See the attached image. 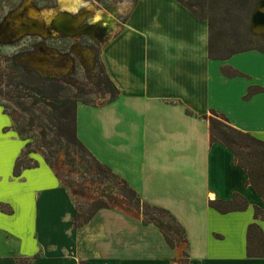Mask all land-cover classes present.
Listing matches in <instances>:
<instances>
[{
  "label": "crops",
  "instance_id": "crops-1",
  "mask_svg": "<svg viewBox=\"0 0 264 264\" xmlns=\"http://www.w3.org/2000/svg\"><path fill=\"white\" fill-rule=\"evenodd\" d=\"M118 10L124 21H115L98 54L117 92L111 98L104 90L108 98L95 104L79 101L76 133L144 201L169 209L188 245L171 247L133 209L101 208L74 227V196L41 150L29 154L37 166L14 174L28 139L0 104V264L26 257L30 264H174L184 249L191 264H264L246 253L248 225L256 221L264 232V219L254 216L264 201L209 129L215 109L264 140V91L244 98L250 85L264 86V53L210 58L207 21L177 0H134ZM223 65L246 76H226ZM234 193L245 209L212 206Z\"/></svg>",
  "mask_w": 264,
  "mask_h": 264
},
{
  "label": "trees",
  "instance_id": "trees-1",
  "mask_svg": "<svg viewBox=\"0 0 264 264\" xmlns=\"http://www.w3.org/2000/svg\"><path fill=\"white\" fill-rule=\"evenodd\" d=\"M177 1L195 16L207 21L210 58L226 60L235 53L248 50L264 53L263 39L257 38L251 32L252 16L261 0H253L250 5L248 0ZM203 4L206 5L204 9H202ZM193 5L198 7L195 8ZM237 6H243L248 15L245 27L241 26L239 29L238 25H235L239 16L238 14L235 16L234 8ZM14 59H20V57H14ZM96 61L100 63L97 85L106 92H110L113 98L117 89L98 58ZM12 62L16 72L17 97L25 98L24 102L23 100L20 102V106L25 113L30 114L22 119L13 116L14 128L23 138L28 139L24 150L15 162L14 174L18 175L23 168L37 166L38 163L29 157L30 153L37 150L43 152L46 162L54 168V154H57L60 149H64L67 155L69 152L75 154L81 151L83 156L86 154L89 157V160L84 161L86 163L84 172L91 175L90 181L98 183L100 188L98 187L99 194L92 199L87 209L82 211L76 206L73 217L74 227L87 223L101 208L118 207V204L127 201L133 208L140 211L144 224H154L159 228L171 247L175 248L181 244L187 246L186 229L169 209L144 201L124 178L115 173L110 166L99 161L78 138L77 103L81 101L95 104L94 98L80 97L76 94V91L87 94V89L77 86L80 83L66 81L64 76L55 73L42 76L36 69L24 66L22 62L14 60ZM221 71L229 77L246 76L230 65H223ZM261 91H264V86L250 85L244 98L247 99ZM29 122L37 128L41 127L37 134H29V129L26 127ZM209 129L211 142H218L232 152L234 163L244 168L248 175L246 183L252 185L264 201V140L233 126L224 113L215 109L211 110ZM105 183H110L112 187H106ZM211 203L222 213L243 210L248 205L246 199L239 193H234L230 200H217ZM254 216L264 219V208L255 206ZM246 253L249 257H264V232L256 221L251 222L247 227ZM181 259L184 264H191L187 249L183 250ZM31 260L28 257L20 258L18 264H30Z\"/></svg>",
  "mask_w": 264,
  "mask_h": 264
},
{
  "label": "rangeland",
  "instance_id": "rangeland-1",
  "mask_svg": "<svg viewBox=\"0 0 264 264\" xmlns=\"http://www.w3.org/2000/svg\"><path fill=\"white\" fill-rule=\"evenodd\" d=\"M133 1L81 0L80 6L72 9L68 4H63V0H0V104L3 105L4 110L18 119L30 115L20 106V102L22 100L24 102L25 98L17 97L16 72L12 65L14 57L25 58V65L36 67L44 75L55 73L64 76L66 81L72 79L78 84L80 82L77 86L86 88L88 92L81 94L76 91L80 97L94 98L95 103L108 98L104 89L97 85L99 76L97 78V75H92L91 71L98 69L92 67L87 59L91 53L93 63L98 58L101 46L114 31L115 21H124L125 16L120 14L118 9ZM248 1V5L253 3V0ZM193 6L198 7V5ZM205 6L203 4L202 9ZM97 10L103 13V18H107V21L99 20L93 23V15ZM234 11H236L235 16L239 15L237 21L234 18L237 28L245 27L248 21L247 11L243 6H237ZM53 25L64 30L67 35L59 31L55 32ZM29 26L40 27V30H28ZM30 36H35L33 48L27 44ZM254 36L264 41V33L255 32ZM64 44H68L70 49H62L61 46ZM28 51L31 53H27ZM52 54L57 55L58 58L50 56ZM39 57H43L42 60H39ZM30 123L26 125L29 134H37L41 127L37 128ZM87 159L89 160L88 155L83 156L81 151L75 154L69 152L67 155L64 149L54 154L53 159L62 183L73 194L76 206L82 211L87 209L92 199L99 194L98 187L100 188L98 183L90 181L91 175L84 172L86 164L84 161ZM104 185L108 188L112 187L110 183ZM118 207L137 210L127 201L121 202ZM181 258L182 255L174 264H184Z\"/></svg>",
  "mask_w": 264,
  "mask_h": 264
},
{
  "label": "bare ground",
  "instance_id": "bare-ground-1",
  "mask_svg": "<svg viewBox=\"0 0 264 264\" xmlns=\"http://www.w3.org/2000/svg\"><path fill=\"white\" fill-rule=\"evenodd\" d=\"M63 4H68L69 5V7L70 8H72V9H76V8H78L79 6H80V4H81V0H63ZM257 18H258V20H257V26H259V27H257L256 26V28L258 29V30H262V29H264V17H262L260 14L257 16ZM93 19H94V21H93V23L94 22H97V21H99V20H102V21H107V18H103V13L101 12V11H99V10H97L96 12H95V14L93 15ZM31 22V21H30ZM33 22V21H32ZM32 24V23H31ZM30 25V24H29ZM30 29H32V30H40V27H33V26H30ZM30 29H28V30H30ZM42 29V28H41Z\"/></svg>",
  "mask_w": 264,
  "mask_h": 264
},
{
  "label": "flooded vegetation",
  "instance_id": "flooded-vegetation-1",
  "mask_svg": "<svg viewBox=\"0 0 264 264\" xmlns=\"http://www.w3.org/2000/svg\"><path fill=\"white\" fill-rule=\"evenodd\" d=\"M27 29H30V26L27 28ZM66 29V28H65ZM71 32V31H70ZM74 32H78V31H74ZM73 32V33H74ZM80 32V31H79ZM77 34V33H76ZM65 35H67V34H65ZM55 36V35H54ZM69 36V35H68ZM34 39H35V36H30V40H29V43H27L28 45H30V47L31 48H33V46H34ZM61 48L62 49H64V50H69L70 49V47L68 48V44H64V45H62L61 46ZM27 53H31L30 51H28ZM33 53V52H32ZM52 57H55V56H53L52 55ZM23 58V57H22ZM21 57H20V59H14V58H12V60H14L15 62H22L23 64H24V66H27V65H25V58H23L22 59ZM41 58H43V57H39V60H42ZM30 62V61H29ZM13 63V62H12ZM99 64L100 63H98L96 60L94 61V67L95 68H97L98 70H96V72L93 74V76H95V75H97V78H98V76L100 75V68H99ZM27 67H30L31 69H36L39 73H40V75H42V76H46V75H44V74H42V72L40 71V70H38L36 67H31V66H27ZM74 72V71H73ZM51 74V73H50ZM49 75V74H48ZM72 75V74H71ZM70 75V76H71ZM103 75V74H102ZM72 77H74V76H72ZM72 80V79H71ZM72 82H75V81H73L72 80ZM98 82V81H97ZM80 83V82H79ZM76 84H78V83H76Z\"/></svg>",
  "mask_w": 264,
  "mask_h": 264
},
{
  "label": "water",
  "instance_id": "water-1",
  "mask_svg": "<svg viewBox=\"0 0 264 264\" xmlns=\"http://www.w3.org/2000/svg\"><path fill=\"white\" fill-rule=\"evenodd\" d=\"M261 6H262V8H261ZM262 9H264V0H261V1L258 3V5H257V7H256V9H255V11H254V13H253V16H252L251 32H252L253 34H254L255 32H258V33H264V29H262V30L260 31V30H258V29L256 28V26H257V20H258L257 16L260 14L262 17H264V11H263ZM56 15H57V14H56ZM55 17H58V16H55ZM38 21H39V20H38ZM38 21H37V22H38ZM37 22H36V23H37ZM53 27H54V29H55V32L59 31V32H62V33H64V34H66L64 30H62V29L56 27V25H53Z\"/></svg>",
  "mask_w": 264,
  "mask_h": 264
}]
</instances>
